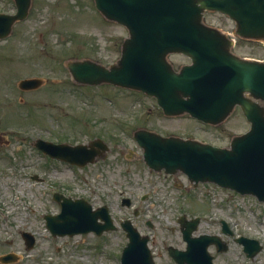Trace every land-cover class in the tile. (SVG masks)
Wrapping results in <instances>:
<instances>
[{
  "label": "rangeland",
  "instance_id": "1",
  "mask_svg": "<svg viewBox=\"0 0 264 264\" xmlns=\"http://www.w3.org/2000/svg\"><path fill=\"white\" fill-rule=\"evenodd\" d=\"M16 11L15 0H0V13ZM205 21L234 27L233 20L217 11H207ZM128 35L124 25L100 13L94 0H32L27 18L0 39V132L5 133L3 141L10 140L0 143V255L17 253L19 260L10 264H121L129 239L120 222L131 218L150 236L156 263L176 264L167 247H185L178 222L185 214L201 217L196 235L220 234L228 242L227 251L210 248L215 264H264V202L211 182L194 185L183 172L149 168L133 135L148 128L229 146L250 125L240 108L221 124H205L189 114L166 116L156 99L143 92L72 78L69 60L89 58L110 65L120 57ZM237 49L264 58L262 41L241 39ZM170 60L176 69L189 62L182 54H171ZM28 77L45 83L37 90L20 89L19 81ZM38 137L70 143L100 137L110 150L105 159L73 167L37 149ZM57 191L86 198L94 207L107 205L118 228L101 235L54 236L44 216L60 212L53 197ZM125 196L132 206L122 204ZM222 220L233 235L222 233ZM23 230L35 235L34 247L27 248ZM241 235L259 240L263 249L248 257L236 241Z\"/></svg>",
  "mask_w": 264,
  "mask_h": 264
},
{
  "label": "water",
  "instance_id": "2",
  "mask_svg": "<svg viewBox=\"0 0 264 264\" xmlns=\"http://www.w3.org/2000/svg\"><path fill=\"white\" fill-rule=\"evenodd\" d=\"M109 20L127 27L129 36L122 44L121 56L109 65L91 59L70 60L67 66L80 83L103 82L141 90L155 96L164 113L176 116L188 113L205 123L218 125L240 106L250 128L231 138L229 146H217L195 138L165 136L146 128L134 132L143 148L146 164L166 173H185L191 182H214L242 194H253L264 201V61L241 57L233 52V40L220 28L204 22L205 11H219L235 21V33L241 38L264 41V0H94ZM14 14L0 13V39L10 35L13 25L25 19L32 0H15ZM171 53L191 59L178 70L169 60ZM40 78H24L22 89L42 85ZM45 153L84 166L109 149L97 138L89 144L54 143L37 139ZM55 198L61 212L47 214V226L53 235L114 229L107 206L93 209L85 198L72 199L61 193ZM123 204L130 205L129 198ZM99 218L105 220L100 223ZM186 250L169 247L179 264H214L208 246L219 250L228 246L219 235L193 236L200 218L180 217ZM224 232L231 231L223 222ZM129 241L121 264H156L149 248V236L142 235L130 219L122 222ZM27 247L35 236L23 231ZM248 256L254 257L262 245L257 239L240 236ZM18 259L14 253L0 256L4 263Z\"/></svg>",
  "mask_w": 264,
  "mask_h": 264
},
{
  "label": "flooded vegetation",
  "instance_id": "3",
  "mask_svg": "<svg viewBox=\"0 0 264 264\" xmlns=\"http://www.w3.org/2000/svg\"><path fill=\"white\" fill-rule=\"evenodd\" d=\"M189 60V59H188ZM191 60H189V62H190ZM5 136V133L4 132H0V137L3 139V137ZM9 140V139H8ZM58 142H62V141H58ZM54 160H56V161H58V162H62V163H66V164H68V165H70V166H73V167H78L77 165H73V164H70V163H68V162H64V161H60V160H58V159H54ZM89 165V164H88ZM87 166V165H86ZM120 224H121V222H120ZM181 227V226H180ZM117 229V228H116ZM107 232V231H106ZM104 233V232H103ZM182 237H183V235H182ZM183 240H184V238H183ZM185 241V240H184ZM185 243H186V245H185V247L184 248H179V249H185V248H187V246H188V243L185 241ZM170 246H172V247H174V248H178V247H176V246H173V245H168V247H167V250H168V254H169V256L171 257V259L176 263V264H178L176 261H175V259L170 255V250H169V247ZM211 247H215L216 249H218V247H217V245H212V246H209V249L211 248Z\"/></svg>",
  "mask_w": 264,
  "mask_h": 264
}]
</instances>
